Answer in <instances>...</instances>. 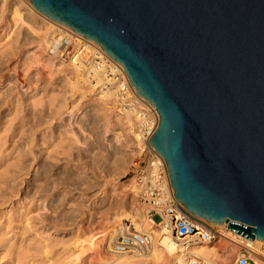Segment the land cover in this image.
<instances>
[{
	"label": "water",
	"instance_id": "95a60500",
	"mask_svg": "<svg viewBox=\"0 0 264 264\" xmlns=\"http://www.w3.org/2000/svg\"><path fill=\"white\" fill-rule=\"evenodd\" d=\"M98 43L159 115L191 214L264 242V0H30Z\"/></svg>",
	"mask_w": 264,
	"mask_h": 264
},
{
	"label": "rangeland",
	"instance_id": "374dc122",
	"mask_svg": "<svg viewBox=\"0 0 264 264\" xmlns=\"http://www.w3.org/2000/svg\"><path fill=\"white\" fill-rule=\"evenodd\" d=\"M6 6L0 13V111L2 112L0 127H6V131L2 129L1 134L8 135L11 129H17L20 133H29L32 143L20 175L23 180L20 185V195L13 197L9 207L4 205L0 207L1 211L6 213L5 216L2 215L1 225L8 217H13L15 220L8 225L7 233L1 237L0 264H59L68 255L67 250L72 247L71 243L74 235L79 231L77 225L80 222L78 221L76 226H68L67 222H62L64 228L71 227V231H67L64 236L58 235L57 238L51 239L48 253H44L41 247L44 235L38 234L33 237L31 232L42 231L39 227L40 214H53L48 209L49 202L52 201L50 203L56 206L54 208L56 212L76 209L82 217L83 226L98 221L103 213L109 212L112 208L123 209L130 216L134 215L136 210L145 213L144 209L146 210L148 206L133 196L134 191L129 186L130 183L133 184L131 168L141 158L138 157V153L130 155L125 166L117 170H108L102 163L93 161L91 164L98 172L96 189L88 188L84 184V179H79L75 182L82 185L71 186L73 188L71 192L58 202L61 194L57 189L68 185L70 181L60 177L57 173L59 169L55 168L63 167L61 163L63 158L69 159L72 164L84 166L83 160L89 159L84 155L87 154L85 152L89 151L92 143L98 146L101 141L100 122L97 121L96 127L91 124L94 119L88 115L89 112H86L88 106L83 107L88 101H83L78 90H71V83L76 79L73 72L69 74L68 82H63V78L58 77L61 74L60 70L41 68L45 73L43 79H39L42 75L40 77L33 72V69L34 71L37 69L34 66L37 58L34 51L38 45L32 41L29 34L27 35L24 26L12 24ZM32 21L42 24L36 14L32 17ZM42 82L45 83V87H42ZM90 93H87V97ZM110 106L112 113L117 112L115 102ZM69 110L74 113H68ZM130 131L134 134L131 128ZM69 140H79L82 144L69 145ZM76 147H80L81 152H78ZM35 169H38V176L45 171L46 174L42 173L40 177L52 176L53 180L52 178L46 180L45 189L36 192L31 199L28 196L33 193L36 186L33 180L28 183L25 181L32 178ZM54 183L56 187L51 190ZM29 190L30 192L27 193ZM40 196H46L45 202L40 203ZM17 198L20 199L19 203L16 201ZM69 206L72 207L67 208ZM10 208L12 214L8 211ZM27 217V221H24ZM154 219L159 221L157 216ZM29 225L32 226L31 232L26 230ZM224 240L226 239L212 244L218 247L219 253L224 251L219 246ZM241 246L242 244L236 246L232 252V259L240 251ZM8 247L12 250L5 255ZM259 249L264 254V248L259 246ZM9 252L12 253L9 255ZM103 254H110L106 247ZM147 255L148 253L142 256Z\"/></svg>",
	"mask_w": 264,
	"mask_h": 264
},
{
	"label": "bare ground",
	"instance_id": "6f19581e",
	"mask_svg": "<svg viewBox=\"0 0 264 264\" xmlns=\"http://www.w3.org/2000/svg\"><path fill=\"white\" fill-rule=\"evenodd\" d=\"M5 6L8 8L10 15L9 19L12 24L15 26H24L28 32L27 35L29 34L32 41L38 45L34 51L37 57L35 62L36 65L34 66H36L37 69L35 71L33 69V72L40 75V77L42 75L39 79H43L45 73L41 68L52 69L53 71L60 70L61 74H59L58 77L63 78V82H68L67 79L69 74L73 72L72 74H75L74 76L76 79L71 83V90H78V92H80L79 94L82 96L81 98H83V101H88V103L83 104V107L88 106L86 112H89L88 115L92 116V119H94L91 124L96 127L97 121L100 122L101 135L99 134V136H101V141L98 146L93 145L92 143L89 151L85 152L87 154L84 155L89 157V159L83 160L84 166L72 164L69 159L63 158L61 162L63 167L60 168L57 166L55 168L59 169V172L57 173L60 174V177L70 181L68 185L66 184L67 186L65 185L57 189L59 194H61L58 202H61L65 196L71 192V189H73L71 186L82 185L75 182L79 179H84V184L88 186V188L93 187L96 189L98 172L91 164L93 161L102 163L108 170H117L125 166L130 158V155L132 156L137 153L135 149L137 146L135 142L132 141L134 134L130 131L131 112L127 109H121V111L112 113V107L110 104L116 102L117 97L115 91L102 93L104 90L100 89V82L102 81L101 79H103L105 72L103 68L98 69L95 66H91V70L94 75H89L88 69L85 70L84 73L73 62L66 63L63 60H57L45 54L44 49L48 45V40L53 26L60 23H57L38 12L33 7L30 0H0V13L3 12V8ZM35 14L39 17L42 23L41 25L32 21V17ZM75 33L84 37L77 32ZM84 38L87 39L86 37ZM87 40H89V44H98L90 39ZM89 49L90 47L85 45L82 50V55L85 56ZM93 78H95L96 82L92 81ZM42 84V87L46 86L44 82H42ZM88 89H91L93 93H90L92 91ZM87 93H90V96H88L89 98L87 97ZM0 113L2 112L0 111ZM68 113L73 114L74 111L69 110ZM1 124L2 122H0V125ZM5 128L6 127H0V207L2 205L9 207L12 203L13 197H19L20 185L23 183L20 175L25 165L24 161L27 159L30 151L29 146L32 143L31 135L29 133L23 134V132L20 133L17 129H11V133L8 135L1 134ZM99 136H97V139ZM68 142L69 145L72 143L82 144L79 140H69ZM76 148L78 152H81L80 147ZM37 172L38 169H35L33 175L31 176L32 178L25 181V183H28L33 180V184L36 186L33 193L28 196L31 197V199L36 192L44 190L45 183L52 178V176H48L47 178L40 177L42 173L46 174L45 171H43L39 176ZM130 184L131 185L129 186L134 189V185L132 183ZM55 187L56 183L52 185L51 190H54ZM29 192L30 190L27 193ZM45 197L46 196L39 197L40 203L45 202ZM94 198L95 196L93 199ZM16 201L19 203L20 199L17 198ZM50 202L48 209H50V212H53V214H40L41 221H39V227L42 228V231L38 232L37 230H34L31 232V225H29L26 230L27 232H31V236L33 237L38 234L44 235L41 247L44 253H48L51 239L57 238L58 235L64 236L67 231H71V227L64 228L65 225L62 222H67L68 226H76L77 222H80V226L77 225L79 227V231L76 232L74 240L71 243L72 247L67 250L68 255L60 261L59 264H173V262L177 259L176 255L185 249L181 244L183 240H179L180 244L176 243L172 238V233L169 230H166L164 226L157 225V221L152 218L151 221H146L144 223V227L146 229H152L155 237L152 248L148 252L147 256H138L134 254H103L104 248L106 247L105 244L107 237L110 236L109 233L113 228L111 227L113 223L131 218V221L136 224V221H142L145 218H143V216H146L145 209V213L136 210L135 214L130 216L129 213L123 209L112 208L109 212L103 213L99 217L98 221L91 225L83 226L82 217L78 214L76 209H63L56 212V210H54L56 206ZM70 207L72 206L67 208ZM8 211L10 214L13 213L11 208ZM2 215L5 216L6 213L2 212L0 209V241L2 240L1 237L7 233L6 229L8 228V225L15 222L13 217H8L1 225ZM27 219L28 217L25 218L24 221H27ZM47 225L49 226L47 227ZM216 226L222 228L224 224L222 223L220 226ZM224 239L226 240L219 245L224 249L222 253H219L218 247L214 245H199L198 247H195V251L203 256L204 264H231L232 252L239 244L258 251L259 253H261L259 246L264 248V242L256 239L250 240L234 231H230L229 229L226 233H224ZM9 250H12V248L10 249L8 247L4 254L6 255ZM11 253L12 252H9V255Z\"/></svg>",
	"mask_w": 264,
	"mask_h": 264
},
{
	"label": "built area",
	"instance_id": "2783aa9c",
	"mask_svg": "<svg viewBox=\"0 0 264 264\" xmlns=\"http://www.w3.org/2000/svg\"><path fill=\"white\" fill-rule=\"evenodd\" d=\"M85 45L90 49L82 55ZM96 45V46H95ZM89 44V40L76 34L62 24H56L48 40L45 54L66 63L73 62L82 72L88 69L89 75H94L91 66L104 69L100 89L102 93L116 92V110L127 109L131 112V129L134 132V142L140 161L131 168L134 184V197L145 203L146 216L134 224L131 218L114 222L110 236L106 240V250L112 255L147 254L153 245L152 229H146L144 223L157 216V225L164 226L172 233L176 243L185 248L176 256L173 264H204L202 255L195 251L199 245H212L224 239L222 228L197 217L175 198L171 187L168 170L164 159L149 144V139L155 132L159 115L156 109L144 98L140 97L130 84L123 67L106 55L97 44ZM85 73V72H84ZM96 82L95 78L92 79ZM120 113V112H119ZM177 245V244H176ZM240 251L231 260V264H264V254L242 245Z\"/></svg>",
	"mask_w": 264,
	"mask_h": 264
}]
</instances>
